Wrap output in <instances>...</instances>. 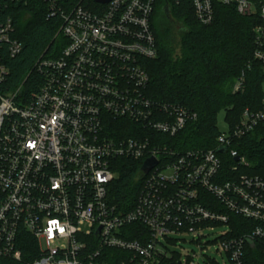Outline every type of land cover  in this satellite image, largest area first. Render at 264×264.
I'll list each match as a JSON object with an SVG mask.
<instances>
[{"label": "built area", "instance_id": "2783aa9c", "mask_svg": "<svg viewBox=\"0 0 264 264\" xmlns=\"http://www.w3.org/2000/svg\"><path fill=\"white\" fill-rule=\"evenodd\" d=\"M44 1L66 45L35 63L36 90L0 92V257L20 260L23 231L36 247L29 264H160L170 258L161 239L191 236L201 249L204 231L215 227H224L213 244L227 264H247L249 251L264 256V177L244 173L250 164L233 148L249 135L264 141V100L225 124L214 149L177 154L160 137H174L196 114L146 94L157 0ZM215 4L258 14L253 59L264 63V0H190L203 26ZM12 31L10 20L0 26L13 56L20 45L9 41ZM5 73L0 62V82ZM243 86L241 73L232 93ZM119 121L132 124V136L113 128ZM151 158L156 165L145 174ZM120 159L141 161L136 200L123 212L108 198ZM231 216L252 229L233 236Z\"/></svg>", "mask_w": 264, "mask_h": 264}, {"label": "trees", "instance_id": "16d2710c", "mask_svg": "<svg viewBox=\"0 0 264 264\" xmlns=\"http://www.w3.org/2000/svg\"><path fill=\"white\" fill-rule=\"evenodd\" d=\"M213 9V21L207 26L195 19L190 0H179L178 5L170 0H157L151 17L156 56L144 62L149 76L146 94L153 101L177 105L196 114V119L187 122L174 137H160L177 154L214 149L220 132L217 127L220 112L224 111V122L232 128L243 110L258 111L264 100V63L253 59V29L260 24L258 14L241 16L234 7L220 4ZM6 20L11 21L13 28L9 41L17 42L20 48L12 56L10 44L0 42V62L6 69L0 92L22 85L29 94L41 82L33 70L35 63L42 56L57 57L66 45L56 35L60 21L51 17L44 0H0V26ZM241 73H244L243 90L232 93ZM113 128L122 137L132 136L128 132L134 130L127 121H119ZM233 148L250 164L244 173L264 177L262 139L249 135ZM221 157L226 159L225 155ZM228 164L227 160L222 173ZM140 165L141 161L126 159L117 162L118 177L109 186L108 198L119 211L134 205L141 182ZM209 203L214 200L209 198ZM230 225L233 236L253 227L250 221L235 216L230 217ZM17 245L20 260L0 257V264H29L36 257L34 241L23 231L18 232ZM246 259L247 264H264V256L257 250L249 251ZM160 264L176 263L167 259Z\"/></svg>", "mask_w": 264, "mask_h": 264}, {"label": "rangeland", "instance_id": "374dc122", "mask_svg": "<svg viewBox=\"0 0 264 264\" xmlns=\"http://www.w3.org/2000/svg\"><path fill=\"white\" fill-rule=\"evenodd\" d=\"M262 91L264 93V83L262 84ZM224 115V111L218 115L217 127L219 130L226 128ZM223 230L224 227H215L214 231L205 230L206 237L201 240L203 245L201 249L192 241L191 236L169 237L168 239H161V242L170 255L169 259H173L176 264L180 261L183 264H227L226 255H220L213 244Z\"/></svg>", "mask_w": 264, "mask_h": 264}, {"label": "water", "instance_id": "95a60500", "mask_svg": "<svg viewBox=\"0 0 264 264\" xmlns=\"http://www.w3.org/2000/svg\"><path fill=\"white\" fill-rule=\"evenodd\" d=\"M110 0H95V2H98V3H107V2H109ZM164 11H165V13L167 14V9H166V7H164ZM223 151V149H221L219 152L221 153ZM156 165V162H155V160L154 159H147L145 162H144V164H143V166H142V171L146 174V173H148L154 166ZM178 264H180V263H178Z\"/></svg>", "mask_w": 264, "mask_h": 264}]
</instances>
